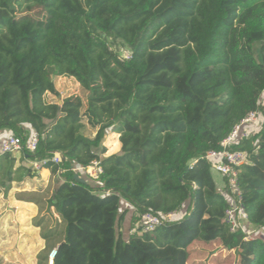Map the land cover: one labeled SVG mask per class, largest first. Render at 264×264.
Segmentation results:
<instances>
[{
    "label": "trees",
    "instance_id": "1",
    "mask_svg": "<svg viewBox=\"0 0 264 264\" xmlns=\"http://www.w3.org/2000/svg\"><path fill=\"white\" fill-rule=\"evenodd\" d=\"M53 77L75 79L86 102L46 100L61 99ZM263 95L264 0H0V135L20 138L22 161L46 160L63 180L49 207L64 229L42 232L46 241L62 237L53 264H169L162 254L215 241L237 252L235 264H264V240L225 223L235 199L218 192L207 160L249 113H261L257 134L229 150L249 154L239 207L264 228ZM87 125L95 137L85 136ZM107 131L120 136V154L104 157ZM94 161L103 170L96 187L75 180V169ZM25 177L31 168L0 154V194ZM122 201L134 208L133 227L146 213L188 209L125 239Z\"/></svg>",
    "mask_w": 264,
    "mask_h": 264
},
{
    "label": "rangeland",
    "instance_id": "2",
    "mask_svg": "<svg viewBox=\"0 0 264 264\" xmlns=\"http://www.w3.org/2000/svg\"><path fill=\"white\" fill-rule=\"evenodd\" d=\"M260 47L261 43H257L254 46L255 56L259 61ZM120 50L122 57L128 58L131 54V49L129 47L122 45ZM53 79L61 99L59 100L48 94L45 97L46 100H56L60 103L65 97L78 96L86 102L88 93L80 87L75 79L66 77H53ZM261 102L264 103V95ZM261 125L262 123H259L251 130V137L257 134ZM84 134L87 137L93 138L95 137L96 130L87 125ZM110 136L111 132L107 131L104 142L106 141L109 143L110 141L108 140L110 139ZM15 155H18V157L20 156L19 153H15ZM19 161L20 163H25V166L28 168H31L32 166L31 161L30 163L26 162L27 160ZM37 177H39L38 180H36ZM27 178L33 180H29V183L38 182L35 183V187L39 191L31 195L35 194L34 196H36V198L39 197L42 200V204L37 205L36 208L32 206L24 207L25 205H17L16 199L25 196L21 195V193H15L17 190H11L6 197L0 199V219L4 214L12 215L16 218L15 222L19 224V227L22 226L20 229L24 232L23 237H19L17 233H13V229H9L11 232L7 234L0 232V264H41L44 262L45 258L56 249L58 243L62 239V237H59L56 240L46 241L43 238V233L47 232L50 228L57 227L60 231L64 229V226L60 224L61 219L56 212V209L49 207L53 194L63 182L62 179L59 176H51L44 181L38 172H33V177ZM87 181L89 180L87 179ZM90 182L93 184L95 183L92 181ZM19 189H21V187H19ZM5 200L7 202H4ZM185 210L186 209L182 208L175 214L172 220L180 219L181 216L184 215ZM38 222L40 223L39 225ZM239 223V229L245 233L247 239L261 238L264 240V228L250 225L245 219L243 212H241V214L239 213ZM126 226V229L123 226V234L124 238L128 239L131 231L127 230L129 229V226ZM133 228L136 232H139L138 224ZM160 260H164L169 264H175L178 262H183L184 264H235L238 262L239 257L235 250H226L221 241H215L212 243L195 242L188 249L187 253L162 254Z\"/></svg>",
    "mask_w": 264,
    "mask_h": 264
},
{
    "label": "built area",
    "instance_id": "3",
    "mask_svg": "<svg viewBox=\"0 0 264 264\" xmlns=\"http://www.w3.org/2000/svg\"><path fill=\"white\" fill-rule=\"evenodd\" d=\"M262 117L259 111L249 113L242 122L235 127L231 135L223 142L224 149L222 151H214L207 155V160L211 164V168L214 172L221 175L225 180L223 193L226 192L232 196L235 200L231 204V207L227 210L225 216V223L229 226L231 232H236L239 229V213L241 214L239 204L242 201V193L239 185V173L243 166L249 163V154L246 151L229 150L232 145L239 144L243 140L251 138V130L254 129L257 124L261 123ZM38 143V135L35 132L30 134L29 140L26 145V149L30 153L36 151ZM24 149L22 141L16 136H8L0 141V154L11 153L15 154ZM61 158L56 155L52 159V163L59 164ZM31 169L33 172H40L45 169L48 162L43 161H31ZM76 174H85L90 180H98L103 174V170L100 167L98 161H94L87 168L75 169ZM237 200V201H236ZM244 214V213H243ZM175 214H171L168 217L157 216L151 213H146L141 216L138 223L140 234H145L156 230L165 219H172ZM246 219V215L244 214ZM57 250L54 249L48 258L47 264H53Z\"/></svg>",
    "mask_w": 264,
    "mask_h": 264
},
{
    "label": "crops",
    "instance_id": "4",
    "mask_svg": "<svg viewBox=\"0 0 264 264\" xmlns=\"http://www.w3.org/2000/svg\"><path fill=\"white\" fill-rule=\"evenodd\" d=\"M8 136H10V134L0 135V141L2 140V138H6ZM119 138H120L119 135H115V134L111 133L110 139L108 140L110 142L109 143L106 142V141L103 142V146L106 148V154L104 155V157H109V156L117 155V154H120L121 153L122 146H121V143H120ZM16 157L19 158L18 159V164L19 165L22 164V165L25 166V163H20V161H19V160H21V157L22 156H19L18 157V155H16ZM25 160H27L26 162H29L30 163V160L28 159V157H25ZM38 173H39L40 177L42 178V180H44V181L47 180V179H49V177L52 176L50 170L49 169H46V168L43 169V170H41ZM79 176L81 178H83L88 184L96 187V185H95L96 182L94 180H90L85 174H79ZM38 178L39 177H37L36 180H38ZM213 178L215 180V183L217 184L218 192L220 194H224L223 193L224 185H225L224 178L221 175L217 174V173H213ZM87 179L89 181H87ZM29 180L30 181H33L31 178L25 177L23 179V181L13 183L12 184V187H11V190L12 191L13 190H17V192H15V193H21V195H25V196H21V197H19V198L16 199L17 205H25L24 207H27V206H30L31 207L32 206V207H35L36 208L37 205L31 201L33 199V197H34L35 194L34 195H31V194L37 193L39 191L35 187V183L37 181L34 182V183H29ZM90 181L95 182V183L93 184ZM19 187H21V189H19ZM8 193L6 195L0 194V199L6 197L8 195ZM4 202H7V201L5 200ZM121 206H122V209L123 210H128V212H129L128 215H127V217H126L127 220L124 223V228L127 227L126 225H128L129 226V229H127V230H130L131 232H134L135 229L132 228L133 225L131 224V218H132V215H133V212H134V208L130 204L126 203L125 201H122ZM182 208L187 210L188 209V205H184ZM186 210L184 212V215L186 214ZM184 215H182L181 218ZM20 219H23V218H20ZM15 221H16V218L13 217L12 215L10 216V215H5L4 214V216H2L1 219H0V232L3 233V234H7V233L11 232V230H9V229H13L12 230L13 233H17L19 235V237H23L24 232H23L22 229H20L22 226L19 227V224H17Z\"/></svg>",
    "mask_w": 264,
    "mask_h": 264
},
{
    "label": "water",
    "instance_id": "5",
    "mask_svg": "<svg viewBox=\"0 0 264 264\" xmlns=\"http://www.w3.org/2000/svg\"><path fill=\"white\" fill-rule=\"evenodd\" d=\"M59 104H62V102H60ZM75 180L79 181L81 184H86V181L81 178L78 174H75L74 176Z\"/></svg>",
    "mask_w": 264,
    "mask_h": 264
}]
</instances>
